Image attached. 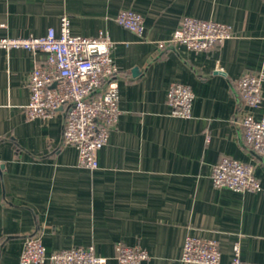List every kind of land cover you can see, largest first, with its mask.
I'll use <instances>...</instances> for the list:
<instances>
[{"label":"crops","instance_id":"obj_1","mask_svg":"<svg viewBox=\"0 0 264 264\" xmlns=\"http://www.w3.org/2000/svg\"><path fill=\"white\" fill-rule=\"evenodd\" d=\"M121 10L142 15L141 35L114 21ZM61 16L73 35L103 31L114 42L120 114L97 167L79 166L77 148L62 142L64 106L25 116L43 54L0 49V264H19L32 235L47 254L92 246L102 264H117V242L145 249L140 264H188L186 236L217 240L220 264L236 244L243 260L264 264V157L244 141L234 85L245 71L264 74V0H0V37L58 33ZM184 16L228 24L233 36L205 52L169 44ZM173 82L193 92L188 119L166 103ZM247 109L264 117V80L260 105ZM222 156L252 163L261 190L214 187Z\"/></svg>","mask_w":264,"mask_h":264},{"label":"built area","instance_id":"obj_2","mask_svg":"<svg viewBox=\"0 0 264 264\" xmlns=\"http://www.w3.org/2000/svg\"><path fill=\"white\" fill-rule=\"evenodd\" d=\"M114 21L121 27L141 35L144 21L132 10L119 11ZM233 36L228 24L184 16L178 22L169 44L183 45L195 52L209 51ZM114 42L103 31L95 36L73 35L67 16H61L59 31L49 28L41 36L0 37V49L22 48L33 56L43 54L34 63L27 81L29 100L24 112L27 119L52 115L66 108L62 128V142L78 150V164L94 169L96 153L106 145L109 133L116 124L120 109L115 80L116 64L111 56ZM262 72H243L235 81L241 98L238 122L246 144L264 157V117L254 118L247 108H255L262 101ZM193 92L188 85L173 82L166 92V103L174 116L191 117ZM212 185L235 192H259L261 184L254 173V165L222 156L212 166ZM229 264H255L240 257L236 244ZM117 264H140L149 256L139 246L121 242L115 245ZM180 260L188 264H220L217 240L186 236ZM102 264L104 259L94 254L93 247L76 246L47 254L42 239L32 235L24 240L19 264Z\"/></svg>","mask_w":264,"mask_h":264},{"label":"water","instance_id":"obj_3","mask_svg":"<svg viewBox=\"0 0 264 264\" xmlns=\"http://www.w3.org/2000/svg\"><path fill=\"white\" fill-rule=\"evenodd\" d=\"M3 165H0V169H2ZM1 175V174H0Z\"/></svg>","mask_w":264,"mask_h":264}]
</instances>
